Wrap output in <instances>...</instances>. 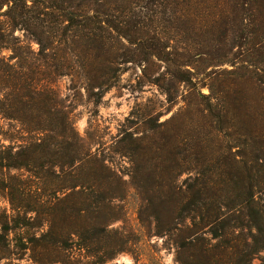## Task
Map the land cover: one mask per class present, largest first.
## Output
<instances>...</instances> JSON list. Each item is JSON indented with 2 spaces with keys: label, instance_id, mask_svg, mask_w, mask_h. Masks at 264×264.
Wrapping results in <instances>:
<instances>
[{
  "label": "rangeland",
  "instance_id": "1",
  "mask_svg": "<svg viewBox=\"0 0 264 264\" xmlns=\"http://www.w3.org/2000/svg\"><path fill=\"white\" fill-rule=\"evenodd\" d=\"M7 1L0 0L5 34ZM92 2L109 5L143 47L122 39L119 52L130 58L110 66L114 84L97 97L83 74L74 76L84 72L77 67L51 85L77 141L104 162L106 170L96 173L120 187L118 219L98 227L89 213L78 218L76 195L64 205L69 191L61 188L77 175L62 169L63 154L75 155V146L66 148L53 132H30L0 111V264H94L97 247L113 245L122 250L103 264H227L238 230L215 237L209 225L199 240L182 244L176 231L161 232L140 213L169 207L177 193L208 213L217 199L252 188L251 175L264 177V0ZM12 31L24 50L37 48L19 27ZM148 44L169 60H140ZM10 53L0 48L13 63ZM25 103L18 96L13 107L25 114ZM201 187L207 194L198 201L190 191Z\"/></svg>",
  "mask_w": 264,
  "mask_h": 264
},
{
  "label": "trees",
  "instance_id": "2",
  "mask_svg": "<svg viewBox=\"0 0 264 264\" xmlns=\"http://www.w3.org/2000/svg\"><path fill=\"white\" fill-rule=\"evenodd\" d=\"M7 4L4 15L8 19V32L3 33V27H0V48L9 50L8 58L15 61L5 62L6 58L0 57V82H4L7 89L0 93V106L8 105L7 108L0 107V111L24 123L30 132H53L59 135L66 148L75 146V155L66 149L62 157L64 172L68 167L77 171L71 183L64 180L61 188L69 192L63 193V203L71 202L76 195L71 203L76 216L82 219L86 217L85 213H89L95 225L104 226L118 219L120 206L115 202L121 198L120 187H111L114 177L103 173L106 170L104 162L77 141L69 114L51 84L62 75H73L70 72L77 67L84 72L74 70V76L83 74L90 95L97 97L114 84L111 81L114 68L110 66L130 58L119 52L125 48L122 39L134 47H143L140 44L143 37L121 27V21L110 14L109 5L103 4L104 8L99 9L92 0H8ZM16 27L37 44L36 49L29 44L24 50L13 35L12 29ZM163 53L160 47L148 44L140 60H169ZM95 64V69L86 68ZM18 96L24 98L28 106L25 114L13 107L14 98ZM49 138L48 141H52L53 138ZM42 141L47 140L43 138ZM98 169L103 171L97 174ZM67 175L71 176L70 173ZM251 178L254 182L252 188L237 194L234 200L221 202L217 199L211 212L204 213L202 207L191 208L185 204L188 196L177 193L180 196L171 197L173 203L169 207H154L141 211L140 215L152 220L161 232L176 231L182 244L186 240L189 244L199 240V235L209 225L208 231L215 237L233 235L238 230L239 239L236 236L227 264H251L253 258L264 253V184L261 183L264 177L256 175V181L255 175ZM202 189L190 191L196 200L206 197L207 193ZM160 198L161 195L156 196L157 200ZM121 250L115 245L97 247L92 255L97 258L94 264L107 262ZM259 259L260 264H264V256Z\"/></svg>",
  "mask_w": 264,
  "mask_h": 264
}]
</instances>
